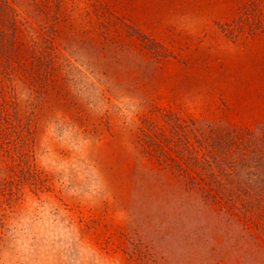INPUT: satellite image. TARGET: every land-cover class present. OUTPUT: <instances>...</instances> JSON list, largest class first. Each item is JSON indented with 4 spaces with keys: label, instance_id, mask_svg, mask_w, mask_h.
<instances>
[{
    "label": "rangeland",
    "instance_id": "rangeland-1",
    "mask_svg": "<svg viewBox=\"0 0 264 264\" xmlns=\"http://www.w3.org/2000/svg\"><path fill=\"white\" fill-rule=\"evenodd\" d=\"M0 46V264H264V0H0ZM155 108L238 136L231 183L148 154Z\"/></svg>",
    "mask_w": 264,
    "mask_h": 264
},
{
    "label": "trees",
    "instance_id": "trees-1",
    "mask_svg": "<svg viewBox=\"0 0 264 264\" xmlns=\"http://www.w3.org/2000/svg\"><path fill=\"white\" fill-rule=\"evenodd\" d=\"M3 48L0 46V54L5 52ZM188 123L170 110L155 108L152 113L140 118V143L157 161L177 169L186 183L193 184L209 178L217 188L224 189L226 184L231 183L229 173L238 166L236 158L229 159L233 152L231 146L243 151L245 145L236 135L212 141L202 137L190 142L183 131ZM239 150L237 152L240 153ZM230 196L236 197L237 194L232 192Z\"/></svg>",
    "mask_w": 264,
    "mask_h": 264
}]
</instances>
